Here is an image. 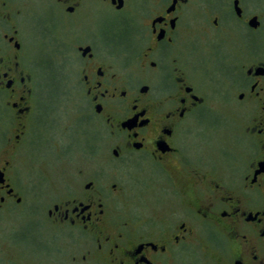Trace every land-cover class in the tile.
Masks as SVG:
<instances>
[{
  "label": "flooded vegetation",
  "instance_id": "1",
  "mask_svg": "<svg viewBox=\"0 0 264 264\" xmlns=\"http://www.w3.org/2000/svg\"><path fill=\"white\" fill-rule=\"evenodd\" d=\"M33 1L0 0V111L18 128L0 157L33 125L25 18L41 5L63 17L64 36L55 37L72 64V89L88 104L82 116L108 133L101 156L94 144L84 156L119 163L108 174L94 164L66 196L31 208L76 246L64 264H264V0ZM105 8L130 14L127 38L123 26L107 37L77 25ZM194 47L207 56L201 63L186 54ZM217 110L231 114L232 134L203 126ZM213 133L223 163L214 162ZM9 164H0V203L22 205ZM124 177L147 184L129 190ZM152 183L164 200L137 203L134 190Z\"/></svg>",
  "mask_w": 264,
  "mask_h": 264
},
{
  "label": "rangeland",
  "instance_id": "2",
  "mask_svg": "<svg viewBox=\"0 0 264 264\" xmlns=\"http://www.w3.org/2000/svg\"><path fill=\"white\" fill-rule=\"evenodd\" d=\"M31 3L36 2L32 0ZM55 9L51 7L47 10L41 5H33L28 9L25 18L30 31L26 48L36 68L32 83L34 90L32 115L34 116L30 118L33 125L30 124L31 127L25 137L26 141L23 139L18 144L12 156L0 157V164L3 159L10 160L6 172L7 178L23 202L22 205H16L15 200H9L7 204L0 203V264H54L55 262L64 264L63 258L68 261L70 255L77 250L76 246L68 241L66 244L63 232L55 229L48 221H43V211H34L31 208L40 209L44 205H53L66 196L67 189L78 185L83 178L93 173L94 164L104 166L106 174L119 164L113 160L102 159L101 161L99 160L101 157L98 159L84 156L92 149L88 148L92 144L96 149L99 146L100 152L94 151L101 156L108 146L110 147V144L106 143L109 137L104 128L105 131L100 134V130L82 116L81 111L84 109L80 108H85L88 104L72 89L70 79L73 78L69 76L72 64L67 63L61 56L62 50L55 37L57 30L64 36L63 17L56 14ZM129 17L128 13H115L105 8L88 16L83 23L78 20L77 25L89 26L107 37H111L114 31L118 33L123 26L121 34L124 36L125 33L127 38L128 28L132 27V25L129 26ZM75 21L76 18L73 19L74 23ZM197 49L198 47L188 48L186 53L188 56L191 50L196 52L189 58L194 64L201 63L207 58L206 54L203 55ZM207 77L208 74L203 72L199 75V78ZM3 108L2 104L0 156L8 144L14 142L13 137L18 130L13 128L15 123L12 113L4 111ZM222 112L217 110L206 117L203 120V126L217 129L218 134L221 131L222 134H232L233 131H228L229 127L234 129L231 114ZM209 137L212 150L216 155L214 162L223 163L221 149L224 142L221 139L217 140L215 133ZM10 138L12 140L9 141ZM230 152L232 160L236 157L238 148L232 145ZM61 153L65 156H61ZM126 176H128L127 173ZM130 178L129 180V177H124L126 183L129 182L127 187L129 190L133 185H140L139 188H142L147 184L142 182V179H139L142 182L140 184V181L134 182L133 177ZM149 187L144 194H139L137 189L134 190L137 203L158 204L161 199L164 200L158 184L152 183ZM64 243L65 247L67 245L66 248L63 246ZM49 248L52 249L49 250Z\"/></svg>",
  "mask_w": 264,
  "mask_h": 264
},
{
  "label": "water",
  "instance_id": "3",
  "mask_svg": "<svg viewBox=\"0 0 264 264\" xmlns=\"http://www.w3.org/2000/svg\"><path fill=\"white\" fill-rule=\"evenodd\" d=\"M119 2H121V0H119ZM119 7H120V6H119ZM2 177H3V175L0 174V181H1V182H3V178H2Z\"/></svg>",
  "mask_w": 264,
  "mask_h": 264
},
{
  "label": "bare ground",
  "instance_id": "4",
  "mask_svg": "<svg viewBox=\"0 0 264 264\" xmlns=\"http://www.w3.org/2000/svg\"><path fill=\"white\" fill-rule=\"evenodd\" d=\"M62 95V94H61ZM55 119V118H54ZM55 125V124H54Z\"/></svg>",
  "mask_w": 264,
  "mask_h": 264
}]
</instances>
